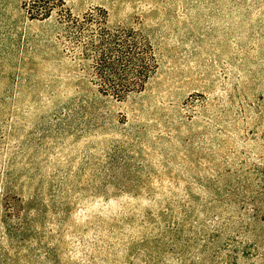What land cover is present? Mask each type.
Wrapping results in <instances>:
<instances>
[{
    "label": "rangeland",
    "instance_id": "obj_1",
    "mask_svg": "<svg viewBox=\"0 0 264 264\" xmlns=\"http://www.w3.org/2000/svg\"><path fill=\"white\" fill-rule=\"evenodd\" d=\"M68 6L139 29L156 69L105 95L0 0V264H264V0Z\"/></svg>",
    "mask_w": 264,
    "mask_h": 264
},
{
    "label": "trees",
    "instance_id": "obj_2",
    "mask_svg": "<svg viewBox=\"0 0 264 264\" xmlns=\"http://www.w3.org/2000/svg\"><path fill=\"white\" fill-rule=\"evenodd\" d=\"M18 1L28 19L51 23L55 37L80 59L101 93L122 99L142 90L155 72L156 59L147 36L134 26L110 23L104 7L75 14L68 0ZM19 205L9 193L3 195L1 208L6 214Z\"/></svg>",
    "mask_w": 264,
    "mask_h": 264
}]
</instances>
